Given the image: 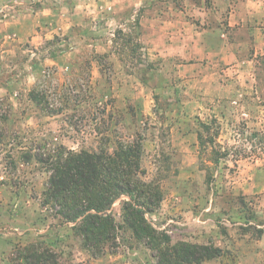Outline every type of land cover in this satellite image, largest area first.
<instances>
[{"label":"rangeland","instance_id":"1","mask_svg":"<svg viewBox=\"0 0 264 264\" xmlns=\"http://www.w3.org/2000/svg\"><path fill=\"white\" fill-rule=\"evenodd\" d=\"M237 2L0 0V264H157L128 232L93 256L43 205L41 159L139 139L153 226L264 264V20Z\"/></svg>","mask_w":264,"mask_h":264},{"label":"trees","instance_id":"2","mask_svg":"<svg viewBox=\"0 0 264 264\" xmlns=\"http://www.w3.org/2000/svg\"><path fill=\"white\" fill-rule=\"evenodd\" d=\"M29 96L39 102L34 91ZM143 155L141 139L119 144L113 152H75L61 146L57 155L40 160L49 173L43 205L72 225L93 256L118 247L126 232L155 254L157 264H202L221 256V249L213 245L172 243L169 235L153 226L147 216L160 207L163 194L144 180ZM47 253L35 252L33 246L23 256L27 264L50 263Z\"/></svg>","mask_w":264,"mask_h":264},{"label":"crops","instance_id":"3","mask_svg":"<svg viewBox=\"0 0 264 264\" xmlns=\"http://www.w3.org/2000/svg\"><path fill=\"white\" fill-rule=\"evenodd\" d=\"M238 10L235 12V18L238 14L242 13L243 10V20L249 19L256 23V20H264L262 19L264 16V0H237ZM264 22V21H263ZM259 23V22H257ZM259 32L260 29H256ZM263 37V33L259 32L258 38Z\"/></svg>","mask_w":264,"mask_h":264}]
</instances>
